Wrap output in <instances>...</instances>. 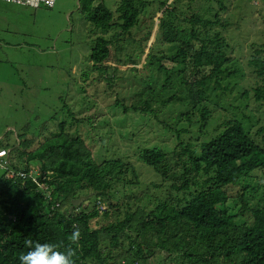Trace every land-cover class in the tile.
Returning a JSON list of instances; mask_svg holds the SVG:
<instances>
[{
  "label": "trees",
  "instance_id": "16d2710c",
  "mask_svg": "<svg viewBox=\"0 0 264 264\" xmlns=\"http://www.w3.org/2000/svg\"><path fill=\"white\" fill-rule=\"evenodd\" d=\"M81 1L79 9L99 30L88 55L93 69L109 77L110 71L123 72L105 63L113 59L132 65L130 75L143 80L127 97H118L130 101L134 95L132 103L116 98L113 107L146 112L160 100L182 105L177 126H164L180 147L174 152L179 181L168 175L171 163L162 147H144L138 154L158 177L149 183L156 194L149 184L141 185L133 163L120 157L100 160L84 139L87 134L70 131L87 118L80 120L69 109L55 130L53 114L31 130L25 126L15 136L0 137V149L8 150L0 161V264H19V255L29 250L25 239L64 251L74 227L81 234L75 264H264V180L250 183L252 174L264 176V128L256 130L261 144L249 130L252 124L245 123L251 117L246 114L218 121L212 136L202 138L210 133L207 103L228 89L221 79L235 75L219 29L229 22L220 20L219 9L207 6L204 11L212 13L201 14L191 4L186 9L182 0H153L154 12L160 11L153 43L167 44L168 50L151 44L141 58L153 24L136 38L132 29L146 22L142 12L149 0H118L113 9L103 0ZM139 58L142 64L136 67ZM251 64L258 77L249 89L257 103L264 100V44L255 49ZM153 89L160 98L149 95ZM250 91L238 92L244 106ZM169 178L173 182L164 189L161 182ZM125 186L128 194L119 200L117 191ZM85 194L87 199L71 203ZM247 197L256 201L250 205Z\"/></svg>",
  "mask_w": 264,
  "mask_h": 264
},
{
  "label": "rangeland",
  "instance_id": "374dc122",
  "mask_svg": "<svg viewBox=\"0 0 264 264\" xmlns=\"http://www.w3.org/2000/svg\"><path fill=\"white\" fill-rule=\"evenodd\" d=\"M98 1L100 0H93V5ZM103 1L111 9L118 2ZM149 1V6L147 3L142 12L146 22L142 21L144 24L141 23L132 29V35L136 38L145 34L153 24L151 34L142 46L145 55L141 58H145L151 44L153 46L156 42L155 28L160 15V11L154 12L157 2ZM80 2L82 1L55 0L53 7L40 6L36 9L12 3L0 10L3 13L2 18L0 17V137L15 136L25 126L31 130L37 127L39 122L47 121L53 114L56 115L57 121L51 127L55 130L57 122L68 117L69 109L78 114L80 120L87 118L80 124L73 123L70 131L87 134L88 138L83 137L100 160L117 157L128 160L133 163L141 185H148L151 178L158 181V177L151 167L138 158V154L144 147H162L171 163L167 173L170 177L174 176V182H178L179 173L174 152H178L180 147L174 134L164 126H170L171 123L177 126L176 115L183 109L182 105H162L160 100L154 103L152 110L146 112L122 111L121 107H113L112 103L116 98L127 97L143 85V80L139 74L134 77L130 75L129 69L132 65H119L113 59L105 63L110 69L119 66L123 72L110 71L108 68L109 77L93 69L88 55L99 30L95 31L94 25L86 19V12L79 9ZM169 2L170 0L167 1ZM181 2L186 9L191 4L192 11H199L201 14L212 13L209 10L204 11L208 7L219 9L220 20L229 22L228 26L219 29L229 45L228 50L233 58L229 65L231 70H235V75L221 79V86H228V89L207 103L212 110L207 124V132L210 133L202 134V138L212 136V130L218 125V121L233 117L242 119L248 114L251 116L250 122L244 118L245 123L252 124L249 130L257 134L258 141L262 144L261 134L256 133V130L259 127L264 128V100L255 103L249 88L258 77L254 65L251 64V58L255 49L263 47L264 44V0ZM111 33L114 32L107 36ZM166 48L167 44L154 45V49ZM164 62L174 65L168 60ZM141 64L140 60L136 67ZM262 82L260 81V84ZM242 88L250 91L247 106H244L246 100L243 99V103L238 94ZM218 90L222 91L221 88ZM149 95L154 99L159 97L155 89ZM163 95H167V92ZM121 98L118 99L124 103H132L135 100L134 95L129 98L130 101ZM194 130H197V125ZM5 151L4 156L8 154V150ZM9 158L13 161L14 154L9 155ZM35 167L32 165V170ZM2 171L0 169V174ZM11 176L12 173L9 172L7 177ZM251 176L252 184L264 180V176ZM172 182L169 178L161 184L167 189ZM237 188H232L230 194H234ZM148 189L152 190V194L159 192L150 184ZM122 193L128 194V186L122 191H117L119 200L123 199ZM247 199L250 205L256 201L251 197ZM152 204L150 202L151 206ZM102 206L101 209H105V205ZM0 207L3 208L2 204ZM246 217L243 215V218ZM247 221L250 222V217Z\"/></svg>",
  "mask_w": 264,
  "mask_h": 264
},
{
  "label": "clouds",
  "instance_id": "9594fccd",
  "mask_svg": "<svg viewBox=\"0 0 264 264\" xmlns=\"http://www.w3.org/2000/svg\"><path fill=\"white\" fill-rule=\"evenodd\" d=\"M80 235L79 229L74 227L68 237L69 244L64 251L57 250L52 243L25 239L24 245L29 250L19 255V264H75V248L79 246Z\"/></svg>",
  "mask_w": 264,
  "mask_h": 264
},
{
  "label": "built area",
  "instance_id": "2783aa9c",
  "mask_svg": "<svg viewBox=\"0 0 264 264\" xmlns=\"http://www.w3.org/2000/svg\"><path fill=\"white\" fill-rule=\"evenodd\" d=\"M6 3H14L21 6L39 8L40 6L53 7L55 0H0ZM6 153L5 149H0V157L4 156ZM13 176V174H12ZM11 176V177H12Z\"/></svg>",
  "mask_w": 264,
  "mask_h": 264
},
{
  "label": "water",
  "instance_id": "95a60500",
  "mask_svg": "<svg viewBox=\"0 0 264 264\" xmlns=\"http://www.w3.org/2000/svg\"><path fill=\"white\" fill-rule=\"evenodd\" d=\"M88 195H82V196H78L74 199L71 200V203L74 205L79 204L82 200L87 199ZM70 209V208H69Z\"/></svg>",
  "mask_w": 264,
  "mask_h": 264
},
{
  "label": "crops",
  "instance_id": "0c3cea01",
  "mask_svg": "<svg viewBox=\"0 0 264 264\" xmlns=\"http://www.w3.org/2000/svg\"><path fill=\"white\" fill-rule=\"evenodd\" d=\"M8 4H12V3H6V2H3V1H0V10L5 6V5H8ZM15 5H18V4H15ZM3 15V13L0 11V17ZM2 18V17H1Z\"/></svg>",
  "mask_w": 264,
  "mask_h": 264
}]
</instances>
